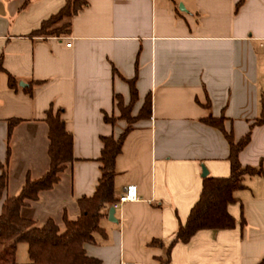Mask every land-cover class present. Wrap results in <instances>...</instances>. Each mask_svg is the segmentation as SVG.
<instances>
[{
    "label": "crops",
    "instance_id": "0c3cea01",
    "mask_svg": "<svg viewBox=\"0 0 264 264\" xmlns=\"http://www.w3.org/2000/svg\"><path fill=\"white\" fill-rule=\"evenodd\" d=\"M67 1L0 0V165L10 149L0 213L27 178L49 171L45 120L60 112L71 161L51 190L26 202L23 218L37 227L52 220L60 231L64 218L76 220L78 201L94 194L101 175L102 139L129 127L114 191L117 200L134 185L138 198L115 209L114 221L113 204L104 210L102 232L83 245L86 257L93 264H259L264 176L246 177L235 193L228 207L234 229L201 230L170 245L199 200L202 168L208 177L231 174L229 142L203 120L222 119L238 142L264 110V0H245L238 12L241 0H84L53 27L67 24L62 33L34 35ZM148 96L150 112L138 117ZM10 120L19 123L8 138ZM263 159L264 124L240 154L243 166ZM21 247L16 262L28 264L27 245Z\"/></svg>",
    "mask_w": 264,
    "mask_h": 264
},
{
    "label": "trees",
    "instance_id": "16d2710c",
    "mask_svg": "<svg viewBox=\"0 0 264 264\" xmlns=\"http://www.w3.org/2000/svg\"><path fill=\"white\" fill-rule=\"evenodd\" d=\"M244 2L245 0H241L236 5L235 12H238ZM85 4L84 0H68L56 15L42 23L34 35L62 33L67 28V24L59 28L53 27L64 18L76 15ZM15 85L14 78L9 76L8 86L13 88ZM130 89L133 102L137 98V93L133 84L130 85ZM150 104L148 96L138 117H145L150 112ZM121 113L128 124L134 121L125 109H121ZM45 122L48 127L50 169L37 180L27 178L18 195L5 199L0 213V264H17L16 252L19 243L27 245L28 264H93L94 261L86 257L83 245L93 243L94 234L102 232L99 223L104 216V210L116 202L115 162L122 151L129 127L117 139L113 137L102 139L103 148L99 159L101 175L95 192L91 197L78 201V218L73 221L64 218L65 228L60 231L52 220L37 227L33 221L23 218L20 214L27 201H36L41 192L53 188L58 182V174L62 171L63 165L71 161L72 137L64 130L60 112L56 115L48 112ZM203 122L219 129L229 142L231 174L228 178L208 176L203 178L199 200L190 210L186 223L178 227L170 248L177 243H187L201 230L234 229L237 221L229 213L228 207L237 201L235 193L246 188V177L264 176V159L258 167L243 166L240 160V154L251 142L253 129L264 124V110L260 118L251 126L248 134L238 142L235 141L233 134L226 131L222 119L209 117ZM18 123V120L8 122V138ZM9 157L10 149L7 148L4 165H0V199L8 181ZM154 244L160 245V242ZM259 264H264V259Z\"/></svg>",
    "mask_w": 264,
    "mask_h": 264
},
{
    "label": "built area",
    "instance_id": "2783aa9c",
    "mask_svg": "<svg viewBox=\"0 0 264 264\" xmlns=\"http://www.w3.org/2000/svg\"><path fill=\"white\" fill-rule=\"evenodd\" d=\"M70 43L66 44V47H70ZM137 189L136 186L130 185L127 186L124 190V192L119 195L117 198L116 202L113 203L112 207L114 209H117L121 204L126 203V202H131L137 200Z\"/></svg>",
    "mask_w": 264,
    "mask_h": 264
},
{
    "label": "water",
    "instance_id": "95a60500",
    "mask_svg": "<svg viewBox=\"0 0 264 264\" xmlns=\"http://www.w3.org/2000/svg\"><path fill=\"white\" fill-rule=\"evenodd\" d=\"M206 175H207L206 170L202 168V176L205 177ZM114 213H115V209L111 207L108 211V217L111 221H114Z\"/></svg>",
    "mask_w": 264,
    "mask_h": 264
},
{
    "label": "rangeland",
    "instance_id": "374dc122",
    "mask_svg": "<svg viewBox=\"0 0 264 264\" xmlns=\"http://www.w3.org/2000/svg\"><path fill=\"white\" fill-rule=\"evenodd\" d=\"M65 24H62V27L64 26ZM19 248H22L21 246H23V247H26V245H25V243H19Z\"/></svg>",
    "mask_w": 264,
    "mask_h": 264
}]
</instances>
